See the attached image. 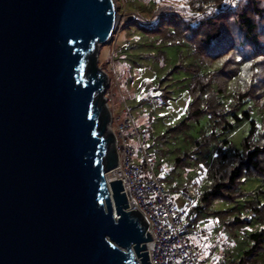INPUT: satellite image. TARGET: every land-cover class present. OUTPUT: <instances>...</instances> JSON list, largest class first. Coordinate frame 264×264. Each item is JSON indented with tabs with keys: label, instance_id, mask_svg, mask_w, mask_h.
Instances as JSON below:
<instances>
[{
	"label": "water",
	"instance_id": "1",
	"mask_svg": "<svg viewBox=\"0 0 264 264\" xmlns=\"http://www.w3.org/2000/svg\"><path fill=\"white\" fill-rule=\"evenodd\" d=\"M114 0H0V264H150L97 48Z\"/></svg>",
	"mask_w": 264,
	"mask_h": 264
},
{
	"label": "trees",
	"instance_id": "2",
	"mask_svg": "<svg viewBox=\"0 0 264 264\" xmlns=\"http://www.w3.org/2000/svg\"><path fill=\"white\" fill-rule=\"evenodd\" d=\"M149 2L152 4L146 6ZM126 3L123 10L132 12L133 18L125 27L132 25L151 42L184 48L171 65L187 80L189 102L180 121V134L189 145L183 156L193 158V167L207 181L187 211L186 230L192 232L195 225L211 216L220 223L215 235L220 245L241 248L233 264H264V198L236 201L246 193L240 186L242 179L256 176L264 183V0H183V12L158 13H152V0ZM138 13L150 22L140 23ZM139 82L148 85L147 80ZM157 96L165 101V94ZM242 103L255 108L260 121L256 126L249 120L246 133L235 147L220 134L231 126L228 113L235 120L240 118L235 110ZM241 112L248 116L247 109ZM201 116H205L204 124L189 136L191 122ZM140 133L146 134L143 130ZM165 168L155 167L162 172L161 179L168 173ZM213 199L231 205L214 209ZM250 222L254 227L248 230ZM185 237L191 240L189 235Z\"/></svg>",
	"mask_w": 264,
	"mask_h": 264
},
{
	"label": "rangeland",
	"instance_id": "3",
	"mask_svg": "<svg viewBox=\"0 0 264 264\" xmlns=\"http://www.w3.org/2000/svg\"><path fill=\"white\" fill-rule=\"evenodd\" d=\"M130 1L114 0L115 10L118 13L116 24L110 38L97 48V64L106 73L104 88L106 104L114 113L124 107L128 108L135 126L145 131L146 134L141 135V139L144 148L153 154L154 168L158 164L161 168L168 169V173L160 181L163 190L174 200L180 198L181 191H187L194 199L207 181L201 177L200 171L193 167V158L183 156L189 145L180 134L183 128L180 121L185 116L189 102L187 80L183 72L172 70L171 67L175 64L179 51L184 53V48L178 44L162 41L151 42L142 31L133 28L132 25L125 27V23L133 18L132 12H128L125 8L123 10L124 4ZM152 1L154 2L152 13L170 10L183 12L185 9L183 0ZM149 4L152 3L149 2L146 6ZM131 6L130 9H134L133 5ZM137 16L140 23L146 22L142 13H138ZM141 80H147L148 85H142V82H139ZM157 93L165 94V101L160 106H155L152 102V96H157ZM242 109L248 110L247 117L241 112ZM235 113L240 118L235 120L228 113L231 126L224 130L220 137H226L238 147L241 137L249 127V120H253L258 126L260 115L255 108H247L246 103H242ZM204 121L205 116H201L197 121L191 122L189 136H194ZM133 144L135 145V142ZM138 156L139 151L135 150L133 161H137ZM240 186L246 193L236 199L238 203L252 197L260 200L264 198V183L260 182L258 177H246L242 179ZM229 205L231 202L222 199L211 201V207L214 209ZM206 218L195 225L192 232L188 229L184 232L191 237L188 241L191 251L205 264H233L241 248L226 249L224 245H220V239H215L220 226L219 220L211 216ZM253 227L252 222L247 225L248 230Z\"/></svg>",
	"mask_w": 264,
	"mask_h": 264
},
{
	"label": "built area",
	"instance_id": "4",
	"mask_svg": "<svg viewBox=\"0 0 264 264\" xmlns=\"http://www.w3.org/2000/svg\"><path fill=\"white\" fill-rule=\"evenodd\" d=\"M152 102L160 106L164 100L153 96ZM109 112L107 126L114 135L116 166L105 172V178L119 179L127 206L137 209L147 222L145 230L152 238L144 250L149 263L205 264L191 251L184 234L192 196L181 191L180 203H177L163 190L160 184L162 172L154 168L153 154L144 148L130 110L124 107L114 113L109 108ZM135 150L139 151L137 161H133Z\"/></svg>",
	"mask_w": 264,
	"mask_h": 264
},
{
	"label": "crops",
	"instance_id": "5",
	"mask_svg": "<svg viewBox=\"0 0 264 264\" xmlns=\"http://www.w3.org/2000/svg\"><path fill=\"white\" fill-rule=\"evenodd\" d=\"M176 202H177V203H180V199H176Z\"/></svg>",
	"mask_w": 264,
	"mask_h": 264
},
{
	"label": "clouds",
	"instance_id": "6",
	"mask_svg": "<svg viewBox=\"0 0 264 264\" xmlns=\"http://www.w3.org/2000/svg\"><path fill=\"white\" fill-rule=\"evenodd\" d=\"M236 2L238 3V2H239V0H236ZM245 2H247V0H245ZM193 26H195V25H193Z\"/></svg>",
	"mask_w": 264,
	"mask_h": 264
},
{
	"label": "bare ground",
	"instance_id": "7",
	"mask_svg": "<svg viewBox=\"0 0 264 264\" xmlns=\"http://www.w3.org/2000/svg\"><path fill=\"white\" fill-rule=\"evenodd\" d=\"M105 174V173H104Z\"/></svg>",
	"mask_w": 264,
	"mask_h": 264
}]
</instances>
